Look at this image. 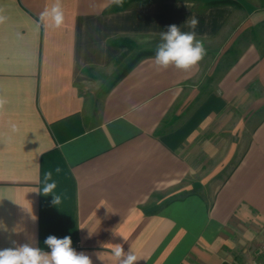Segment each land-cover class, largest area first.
<instances>
[{"label":"crops","instance_id":"crops-1","mask_svg":"<svg viewBox=\"0 0 264 264\" xmlns=\"http://www.w3.org/2000/svg\"><path fill=\"white\" fill-rule=\"evenodd\" d=\"M56 2L0 0V248L48 250L55 235L92 264H121L114 244L136 264L251 261L264 242L261 0H59L64 24L37 27ZM192 18L204 58L157 66L161 33Z\"/></svg>","mask_w":264,"mask_h":264},{"label":"clouds","instance_id":"clouds-1","mask_svg":"<svg viewBox=\"0 0 264 264\" xmlns=\"http://www.w3.org/2000/svg\"><path fill=\"white\" fill-rule=\"evenodd\" d=\"M117 4L122 0H115ZM0 17V22H3ZM65 22L64 11L59 0L50 8H46L39 17L37 27L44 25L60 28ZM192 29L190 32H182L175 24L169 25L167 30L161 33V43L158 45L154 60L157 66L167 69L175 66L178 69L187 71L197 65L206 55L203 42L197 39V28L199 21L192 18L187 21ZM57 173L60 169L55 170ZM57 188L53 179V173L48 171L43 177L42 193L51 195ZM52 203H60L59 195H52ZM125 241V240H124ZM126 242V241H125ZM44 244L48 250L41 249L30 243L15 247L0 248V264H92L91 258L82 252H77L73 247L71 236L58 238L49 235L45 238ZM111 254L121 264H136L137 256L131 247L125 251L123 244H114Z\"/></svg>","mask_w":264,"mask_h":264},{"label":"rangeland","instance_id":"rangeland-1","mask_svg":"<svg viewBox=\"0 0 264 264\" xmlns=\"http://www.w3.org/2000/svg\"><path fill=\"white\" fill-rule=\"evenodd\" d=\"M258 1V0H257ZM256 2V1H255ZM261 6H264V1L261 0ZM220 146V144H218ZM230 144H225V145H222L223 147V152L225 151V153H227L229 151V148H230ZM224 153V154H225ZM236 161V160H235ZM218 163L217 164H220L222 162V160H218L217 161ZM235 163V162H233ZM233 163H231L230 165L226 166V168L223 170V173L221 174V176L219 177V179L216 181V184H220V182L227 176L228 172L231 170L232 166H233ZM215 163L213 161H211L210 163H208V166L209 167H212ZM219 166V165H218ZM213 190V189H212Z\"/></svg>","mask_w":264,"mask_h":264},{"label":"built area","instance_id":"built-area-1","mask_svg":"<svg viewBox=\"0 0 264 264\" xmlns=\"http://www.w3.org/2000/svg\"><path fill=\"white\" fill-rule=\"evenodd\" d=\"M244 264H264V242L259 246L256 256Z\"/></svg>","mask_w":264,"mask_h":264},{"label":"trees","instance_id":"trees-1","mask_svg":"<svg viewBox=\"0 0 264 264\" xmlns=\"http://www.w3.org/2000/svg\"><path fill=\"white\" fill-rule=\"evenodd\" d=\"M126 74H127V72L124 73V75H126ZM124 75H123V76H124Z\"/></svg>","mask_w":264,"mask_h":264}]
</instances>
